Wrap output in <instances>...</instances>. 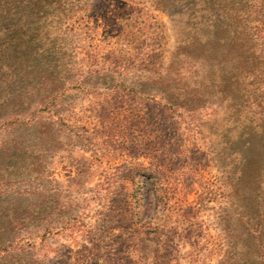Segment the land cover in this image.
I'll return each instance as SVG.
<instances>
[{
	"label": "rangeland",
	"instance_id": "374dc122",
	"mask_svg": "<svg viewBox=\"0 0 264 264\" xmlns=\"http://www.w3.org/2000/svg\"><path fill=\"white\" fill-rule=\"evenodd\" d=\"M66 4L34 50L36 85H43L32 102L55 97L52 117L67 125L60 138L71 143L41 157L42 178L32 175L31 190L42 194L30 202L43 200L63 215L48 234L30 227L33 238L25 240L35 257L41 264H228L227 256L241 252V224L228 186L233 177L220 167L232 161L226 143L238 130L227 131L221 112L187 114L134 99L124 87L108 89L161 71L175 37L194 22L150 0ZM251 17L258 21L248 23L249 37L262 52L264 0H255ZM254 87L241 107L264 100V81Z\"/></svg>",
	"mask_w": 264,
	"mask_h": 264
},
{
	"label": "trees",
	"instance_id": "16d2710c",
	"mask_svg": "<svg viewBox=\"0 0 264 264\" xmlns=\"http://www.w3.org/2000/svg\"><path fill=\"white\" fill-rule=\"evenodd\" d=\"M150 1L171 16L186 14L185 22L194 24L175 37L161 71L134 74L108 89L124 87L134 99L159 101L187 114L214 117L221 112L227 131L238 130L232 144V137L226 143L232 161L220 167L233 177L228 186L239 209L242 237L240 254L226 260L264 264V100L241 107L243 98L255 96V81H264V51L249 37L254 32L248 23L258 21L251 17L255 0ZM66 5V0H0V264H41L33 243L25 240L33 238L30 227L36 223L48 234L56 226L51 220L63 216L59 207L48 210L43 200L30 201L42 194L37 187L31 190L32 175L43 177L46 161L41 157L71 145L60 138L67 125L52 117L58 113L51 108L55 97L32 102L43 85H36L40 67L35 47L66 14ZM35 133L39 146L32 141Z\"/></svg>",
	"mask_w": 264,
	"mask_h": 264
}]
</instances>
